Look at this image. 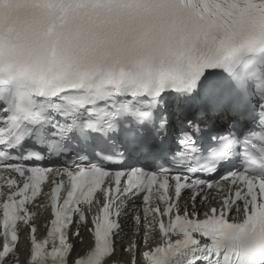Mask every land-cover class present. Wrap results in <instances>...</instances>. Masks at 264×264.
<instances>
[{
	"label": "snow or ice",
	"instance_id": "1",
	"mask_svg": "<svg viewBox=\"0 0 264 264\" xmlns=\"http://www.w3.org/2000/svg\"><path fill=\"white\" fill-rule=\"evenodd\" d=\"M118 243L264 264V0H0V264Z\"/></svg>",
	"mask_w": 264,
	"mask_h": 264
},
{
	"label": "bare ground",
	"instance_id": "2",
	"mask_svg": "<svg viewBox=\"0 0 264 264\" xmlns=\"http://www.w3.org/2000/svg\"><path fill=\"white\" fill-rule=\"evenodd\" d=\"M37 204L36 205H40V204H43V201L42 199L38 198L37 199ZM36 205H32V209L37 212V216L35 217L34 221L33 222H36L38 224V232H40V225L44 219V217L46 216L45 212H43V210L39 207H37ZM128 226L129 225H126L125 227V231L128 230ZM129 235H131L129 233ZM25 242H26V239H25ZM90 242V237L87 233H84V244L83 245H78L77 248L78 250L81 248V247H87L88 243ZM125 243H127V241H125ZM118 245L120 246V251L118 252V255L121 257V258H125V259H128V255L125 254V253H122L121 252V245L118 243ZM20 247V252H21V261L23 262V259L25 258V256L27 255V251H26V248H27V244H23L21 243L19 245ZM116 258H118L117 254L115 255Z\"/></svg>",
	"mask_w": 264,
	"mask_h": 264
}]
</instances>
